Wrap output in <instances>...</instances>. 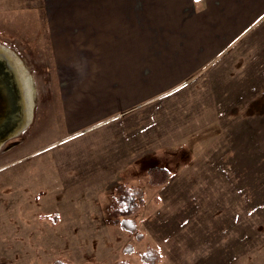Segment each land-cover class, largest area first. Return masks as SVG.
<instances>
[{"label": "rangeland", "instance_id": "1", "mask_svg": "<svg viewBox=\"0 0 264 264\" xmlns=\"http://www.w3.org/2000/svg\"><path fill=\"white\" fill-rule=\"evenodd\" d=\"M69 1L0 0V45L24 62L33 77L35 99L31 123L0 148V264H55L57 259L71 264H147L140 253L148 248L161 253L156 264H264V224L259 217L254 218L260 226L255 220L249 223V261L241 263L231 246V236L248 230L241 218L247 223L248 213L260 212L264 220V149L253 144L264 123L254 108L264 100H250L245 121L250 144L238 143L233 158H223L222 152L207 158L211 131L203 130L187 135L195 145L162 152L157 155L161 158H144L118 173L124 177L120 180L64 178L59 173L58 162L67 158L56 157L72 141L62 129L66 114L57 66L89 53L52 49L49 15L61 11L59 6L74 4ZM13 87H0L7 97L0 101L1 109L7 107L12 115L20 108ZM233 101L225 122L235 127L242 118L236 114L239 99ZM152 165L168 168L170 179L151 184L147 170ZM124 183L144 193L128 223L115 222L110 215L114 191ZM239 250L241 254V246Z\"/></svg>", "mask_w": 264, "mask_h": 264}, {"label": "crops", "instance_id": "2", "mask_svg": "<svg viewBox=\"0 0 264 264\" xmlns=\"http://www.w3.org/2000/svg\"><path fill=\"white\" fill-rule=\"evenodd\" d=\"M69 2L48 14L52 49L89 53L57 66L62 129L72 141L56 157L67 158L58 162L64 178L120 180L144 158L192 145L194 131H211L207 158L249 146L250 100H264V0ZM234 99L242 118L235 127L225 122ZM257 105L264 122V101ZM257 138L260 151L264 123ZM248 215V230L231 236L241 263L249 261V223L257 216L264 224L260 212Z\"/></svg>", "mask_w": 264, "mask_h": 264}, {"label": "water", "instance_id": "3", "mask_svg": "<svg viewBox=\"0 0 264 264\" xmlns=\"http://www.w3.org/2000/svg\"><path fill=\"white\" fill-rule=\"evenodd\" d=\"M7 49V50H6ZM24 62L12 50L0 45V87L7 86L9 90L15 88L17 103L20 108L15 114H11L7 107L0 106V148L10 138L20 134L32 121L34 116L35 99L32 98L31 114L27 112V101L25 96V86L23 85V69ZM22 67V68H20ZM29 71V70H28ZM7 80V84L3 82ZM33 79V77H31ZM26 82V80H25ZM34 83V82H33ZM11 84V86H9ZM6 94L0 90V101L6 100ZM2 111V113H1Z\"/></svg>", "mask_w": 264, "mask_h": 264}, {"label": "trees", "instance_id": "4", "mask_svg": "<svg viewBox=\"0 0 264 264\" xmlns=\"http://www.w3.org/2000/svg\"><path fill=\"white\" fill-rule=\"evenodd\" d=\"M170 173L168 168L159 165H152L147 170L149 182L153 185L166 183L170 179ZM143 197L144 193L141 188L132 187L131 184L127 183L117 186L113 194V201L110 204V215L113 220L127 223L132 221L129 217L140 209ZM130 231H133V227ZM140 258L144 263L156 264L161 258V253L156 249L148 248L140 253ZM55 264H71V262L65 259H57ZM116 264H127V261H120Z\"/></svg>", "mask_w": 264, "mask_h": 264}, {"label": "bare ground", "instance_id": "5", "mask_svg": "<svg viewBox=\"0 0 264 264\" xmlns=\"http://www.w3.org/2000/svg\"><path fill=\"white\" fill-rule=\"evenodd\" d=\"M9 49V48H8ZM7 50V49H6ZM22 74L26 80L23 79V85L25 86V96H26V101H27V111L28 114H31V107H32V98L34 95L32 86H33V79L31 78L32 76L30 75L28 69L25 67V64L23 65ZM22 68V67H20Z\"/></svg>", "mask_w": 264, "mask_h": 264}]
</instances>
